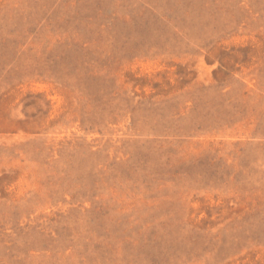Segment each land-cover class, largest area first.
I'll return each instance as SVG.
<instances>
[{"label":"rangeland","instance_id":"374dc122","mask_svg":"<svg viewBox=\"0 0 264 264\" xmlns=\"http://www.w3.org/2000/svg\"><path fill=\"white\" fill-rule=\"evenodd\" d=\"M0 264H264V0H0Z\"/></svg>","mask_w":264,"mask_h":264}]
</instances>
